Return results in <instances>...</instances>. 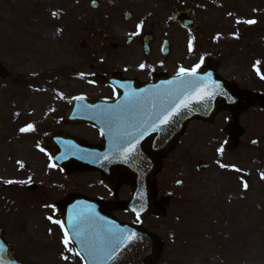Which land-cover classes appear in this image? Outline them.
<instances>
[{
	"label": "flooded vegetation",
	"instance_id": "af4514ba",
	"mask_svg": "<svg viewBox=\"0 0 264 264\" xmlns=\"http://www.w3.org/2000/svg\"><path fill=\"white\" fill-rule=\"evenodd\" d=\"M73 1L74 19L69 23L73 31L71 45L73 50L76 48L79 60L69 68L70 93L47 95L54 102L50 110L46 108L45 101H40L33 107L37 110L15 113L17 115L12 119L1 122L0 230L20 264H61L62 261L83 264L80 256L65 249L62 243L64 232L60 225L48 219L50 216L60 221L65 217L67 226L70 217L79 214L85 218L93 217L102 227H107L108 218L109 227L114 225L118 228L117 220L140 225L152 233L162 222L166 229L165 218L170 215L169 221L175 220L179 201L175 198L176 191L172 186L168 187L171 185L169 180H161L165 164L175 170V160L172 159L175 153L179 152L178 157L184 161L189 160L191 146L200 141L218 149L228 139L234 140L227 131L232 118L229 111H220L206 121L195 119L188 122L174 149L165 155L153 177L152 200L163 214L147 215L139 220L130 210H120L119 203L134 197L132 185L122 182L107 186L100 168H108L107 161L111 164V160L131 156L140 144L144 143V148H147L148 142L157 141V133L169 128L171 119L167 124L163 120L172 112L175 95L157 98L155 106L150 103L140 114L129 116L127 122H120V130L130 135H126L125 142L119 144L115 140L117 123L110 124L102 113L124 105L129 93L150 95L157 88H172L173 85L165 82L172 81L179 68L191 70L200 65L195 71L199 74L207 67L224 81L238 87L237 82L222 72L223 63L217 48L219 40L232 32H227L222 18L212 19L210 23L204 18L203 14L211 11V0ZM40 8L34 6V16H38L36 13ZM190 9L193 18L190 13H185L186 17L182 18L184 23H190L186 28L173 15ZM70 12L69 16L72 15ZM152 12L160 14L152 15ZM141 23L139 34L130 35L137 32L136 26ZM207 57L211 59L206 65L203 60ZM141 64L145 65L144 69L140 68ZM107 76V82L97 80ZM54 85L58 88L57 82ZM252 101L251 105L256 103ZM70 102L72 114L66 118ZM246 110L236 118L240 126L241 116ZM28 124H32L34 130L21 133L19 129ZM208 127L211 134H202ZM253 131L257 137L249 138L242 127L241 135L234 140L235 148L223 154H235L242 159L246 155L249 162L261 170L264 166V129L260 134L255 129ZM128 140L135 142V150L130 154ZM90 161L97 164L89 168L69 166L71 162L82 164ZM240 162L234 165L237 169L241 168ZM198 163L197 168L207 169L203 162ZM9 180L25 183H6ZM177 185L180 182L174 186ZM82 196L87 198L86 203ZM140 197L133 199V203H148L147 194ZM63 203L67 204L64 217L60 207ZM68 228L72 240L69 247L78 252V243L74 241L77 238L73 229ZM79 247L82 248L80 244Z\"/></svg>",
	"mask_w": 264,
	"mask_h": 264
},
{
	"label": "rangeland",
	"instance_id": "374dc122",
	"mask_svg": "<svg viewBox=\"0 0 264 264\" xmlns=\"http://www.w3.org/2000/svg\"><path fill=\"white\" fill-rule=\"evenodd\" d=\"M211 3L204 18L209 23L222 18L227 32H232L218 43L223 63L220 70L239 88L264 97V79L260 78L264 75V0ZM73 4V0H0V63L10 74L7 79L0 78V127L15 113L37 110L33 107L40 101H45L48 110L54 103L47 94L14 84L15 80L53 77L55 73L58 93H70V74L57 71L70 70L79 60L71 45V24L65 18ZM33 6L44 12L34 16ZM247 20L255 23L243 22ZM256 61L260 63L254 68ZM240 121L246 136L256 138L253 130L260 134L264 129V109L256 102ZM202 132L210 135V127ZM198 143L191 146L189 160L179 158L177 152L172 158L175 170L165 164L161 173V180H169L168 187L176 191L179 204L175 221H169V215L166 229L162 220L154 229L164 245L157 264H264V179L260 169L246 155L244 159L235 154L225 156L211 144ZM198 161L207 169L197 168ZM236 162L241 163L240 171L235 170ZM177 181L180 185L175 187Z\"/></svg>",
	"mask_w": 264,
	"mask_h": 264
},
{
	"label": "water",
	"instance_id": "95a60500",
	"mask_svg": "<svg viewBox=\"0 0 264 264\" xmlns=\"http://www.w3.org/2000/svg\"><path fill=\"white\" fill-rule=\"evenodd\" d=\"M184 17V15H181ZM190 26L189 24L183 23ZM208 60V59H207ZM209 61V60H208ZM208 61L206 64H209ZM0 76L7 77L8 72L0 65ZM215 82L212 84L197 85L196 87L186 91L183 95L177 97V101L172 106V111L180 106L182 103L187 102L188 107L182 108L178 115L172 117L169 128L165 131L157 133V141L148 142V147L144 148V143L139 146V156L137 158H130L129 163L125 164H112L111 167L100 169L103 172L104 183L112 187L114 184H120L123 181L129 182L132 185L134 192L141 193L142 191L147 192L148 204H135L132 206L131 201L121 203L120 209H132L136 214L140 213L141 217H145L148 214L162 215L161 209L152 200V178L156 171H158L161 158L165 156L167 152L172 150L178 136L185 128V124L191 120H209L216 112L220 110H229L232 113V119L229 123L228 132L233 136L234 140L240 135L241 128L237 126L236 117L238 112L248 107L249 94L246 91L236 89L232 84H229L218 77L214 72ZM215 84H219L223 89V93L217 94L213 99L208 101L207 105L198 102V93L200 90L206 89L211 91ZM258 98H261L258 96ZM261 105L264 106V98L261 100ZM165 131V132H164ZM161 134V135H160ZM234 140H228L226 142L224 150L229 151L234 148ZM156 143V144H155ZM153 148V149H152ZM128 159V158H127ZM127 159H124L125 161ZM131 162L137 165V169L130 166ZM72 163V162H71ZM69 163V166L89 168V165L81 163ZM92 164V163H91ZM69 166H67L69 168ZM89 166V167H88ZM66 167V168H67ZM148 175L141 182H136V176H143L148 172ZM66 203L61 206L66 207ZM142 209V210H141ZM122 232L127 236L131 233H135V237L131 239L125 238L123 243L120 245L119 250L115 254L114 259H109L106 264H155L159 258L161 249L159 238L152 235L148 231H144L140 227L132 229L129 225L121 224ZM85 264H95V261L88 257L87 254L82 255ZM11 260H15L12 252L4 241L0 237V264H10ZM15 260V264H16ZM17 264H19L17 262Z\"/></svg>",
	"mask_w": 264,
	"mask_h": 264
},
{
	"label": "snow or ice",
	"instance_id": "6c2138e0",
	"mask_svg": "<svg viewBox=\"0 0 264 264\" xmlns=\"http://www.w3.org/2000/svg\"><path fill=\"white\" fill-rule=\"evenodd\" d=\"M246 24H253L255 21L247 20L243 21ZM240 23V21H237ZM142 26L141 24H137V32L132 33L130 35H138L139 30ZM191 40L189 41V51L192 50L191 48ZM203 59V58H202ZM260 62L256 61L253 67L255 68ZM200 65H196L193 69L188 70L185 68H179L175 78L172 81H167L165 83L169 85H173L170 89H160L157 88L156 91L152 92L150 95H138L136 93H129L128 98L124 105L118 106L116 110H109L105 113H102L104 119L108 121L110 124L113 122L117 123L116 135L115 140L118 142H125V136L130 135L127 132H122L120 130L119 124L120 122H127L129 116H135L140 114L148 104H152L155 106V102L157 98L160 97H172V96H179L184 92L194 88L199 83L198 79H193L196 68H199ZM141 69L145 68L144 64L140 65ZM257 74L260 75L259 71ZM83 77V73L80 74ZM211 77V73L208 74V78ZM264 79V75L260 77ZM144 90H141L143 93ZM223 93V89L220 87L219 84L214 83V87L211 91L206 89H201L198 93V102L204 103L207 105L208 101L214 98L215 95ZM76 99H83V97H77ZM188 103L184 102L180 106H178L175 111H172L170 115L166 116L163 120V123L167 124L172 116L178 115L182 108H187ZM163 111L167 112L168 109H163ZM135 126V125H130ZM34 127L32 124H28L25 127H21L19 131L21 133L33 131ZM103 135V133H101ZM129 143V154L135 150V142L133 140H128ZM255 143V141L253 142ZM44 151L43 149H40ZM218 151H222V149H218ZM51 159V157H49ZM18 163H20L18 161ZM23 166V165H21ZM52 167V165H49ZM220 167H228L227 165L221 164ZM234 167V166H233ZM236 171H240V169H235ZM261 178L264 179V172H261ZM6 183H25L24 181H7ZM179 183V181H178ZM243 187L245 190L248 188V184L244 182ZM48 207H53L52 205H47ZM142 210V209H141ZM140 213L137 212V219H139ZM50 221L55 224L60 225L61 229L64 232V237L62 243L65 246V249L68 252L73 253L76 256H80L81 253L75 251L73 248L69 247L72 243V240L69 237V233L67 229H65L64 224L60 220H53L50 216L48 217ZM70 228L73 229V233L76 236V243L80 244L83 248V251L87 254L88 257L92 258L95 261V264H106V261L109 259H114L116 252L119 250L120 245L123 243L124 239H131L135 237V233H131L130 235H125L122 230H119L116 226L111 227H102L96 224V221L93 217H82L81 215L77 214L75 217H70V223L68 225ZM67 259V257H64Z\"/></svg>",
	"mask_w": 264,
	"mask_h": 264
},
{
	"label": "trees",
	"instance_id": "16d2710c",
	"mask_svg": "<svg viewBox=\"0 0 264 264\" xmlns=\"http://www.w3.org/2000/svg\"><path fill=\"white\" fill-rule=\"evenodd\" d=\"M39 81V80H38Z\"/></svg>",
	"mask_w": 264,
	"mask_h": 264
}]
</instances>
